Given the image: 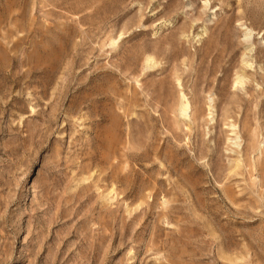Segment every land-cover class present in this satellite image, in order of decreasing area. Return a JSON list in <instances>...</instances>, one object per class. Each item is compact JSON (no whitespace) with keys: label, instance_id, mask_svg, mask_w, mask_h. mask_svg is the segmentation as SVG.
<instances>
[{"label":"rangeland","instance_id":"374dc122","mask_svg":"<svg viewBox=\"0 0 264 264\" xmlns=\"http://www.w3.org/2000/svg\"><path fill=\"white\" fill-rule=\"evenodd\" d=\"M0 264H264V0H0Z\"/></svg>","mask_w":264,"mask_h":264},{"label":"bare ground","instance_id":"6f19581e","mask_svg":"<svg viewBox=\"0 0 264 264\" xmlns=\"http://www.w3.org/2000/svg\"><path fill=\"white\" fill-rule=\"evenodd\" d=\"M249 49V52L251 51V48H248ZM248 52V51H247ZM246 53V52H245ZM246 55H248V54H244L243 55V59H242V63H243V65H245V67H251V63H249L248 62V60H247V58H246ZM146 61H147V59H146ZM148 61H149V59H148ZM150 62V61H149ZM147 66V65H146ZM246 78V77H245ZM245 81L246 80H244V77L242 76V75H237L236 76V79H235V86L236 85H239V86H241V87H243V84L245 83ZM181 101H180V106H179V109H180V111L182 112V113H184V114H188V110H189V108H190V106H189V103H188V101H187V99H186V97H185V95L183 94V93H181ZM211 101V100H210ZM211 103V102H210ZM212 108V105H210V109ZM180 112V113H181ZM186 114V115H187ZM210 119L212 120V117H210ZM229 127H230V129H231V131H232V133H233V135H234V138L233 139H230L231 140V142L233 143V144H235V145H237V141H238V136H237V133H236V130H235V125L234 124H230L229 125Z\"/></svg>","mask_w":264,"mask_h":264}]
</instances>
